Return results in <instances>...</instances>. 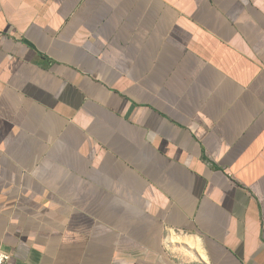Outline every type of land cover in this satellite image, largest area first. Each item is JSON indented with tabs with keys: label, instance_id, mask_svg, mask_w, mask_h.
Returning a JSON list of instances; mask_svg holds the SVG:
<instances>
[{
	"label": "crops",
	"instance_id": "obj_1",
	"mask_svg": "<svg viewBox=\"0 0 264 264\" xmlns=\"http://www.w3.org/2000/svg\"><path fill=\"white\" fill-rule=\"evenodd\" d=\"M9 264H264V0H0Z\"/></svg>",
	"mask_w": 264,
	"mask_h": 264
},
{
	"label": "built area",
	"instance_id": "obj_2",
	"mask_svg": "<svg viewBox=\"0 0 264 264\" xmlns=\"http://www.w3.org/2000/svg\"><path fill=\"white\" fill-rule=\"evenodd\" d=\"M12 256L0 245V264H9Z\"/></svg>",
	"mask_w": 264,
	"mask_h": 264
}]
</instances>
